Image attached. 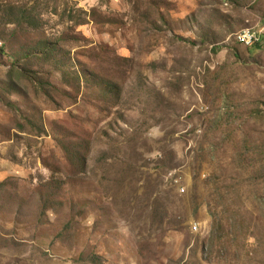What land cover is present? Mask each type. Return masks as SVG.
<instances>
[{"label":"rangeland","instance_id":"obj_1","mask_svg":"<svg viewBox=\"0 0 264 264\" xmlns=\"http://www.w3.org/2000/svg\"><path fill=\"white\" fill-rule=\"evenodd\" d=\"M0 264H264V0H0Z\"/></svg>","mask_w":264,"mask_h":264},{"label":"trees","instance_id":"obj_2","mask_svg":"<svg viewBox=\"0 0 264 264\" xmlns=\"http://www.w3.org/2000/svg\"><path fill=\"white\" fill-rule=\"evenodd\" d=\"M100 1L102 2V0ZM37 11L38 10L34 5H26L22 8H18L17 6L13 5H8L5 6V8L3 9V12L8 13L9 16H12V19L15 21L11 23H13L14 25L26 23L28 28L37 27V22L41 21L42 14H39V12ZM40 49L45 53H52L55 48H52L48 45H44L42 47H39L38 49L36 48L35 51ZM29 53H32V55H34V50H31Z\"/></svg>","mask_w":264,"mask_h":264},{"label":"bare ground","instance_id":"obj_3","mask_svg":"<svg viewBox=\"0 0 264 264\" xmlns=\"http://www.w3.org/2000/svg\"><path fill=\"white\" fill-rule=\"evenodd\" d=\"M251 35V43L254 39V34L250 31V30H243L242 32H240L238 34V36H236V40L240 45H244V42H241L244 38L248 37ZM250 43V44H251Z\"/></svg>","mask_w":264,"mask_h":264},{"label":"built area","instance_id":"obj_4","mask_svg":"<svg viewBox=\"0 0 264 264\" xmlns=\"http://www.w3.org/2000/svg\"><path fill=\"white\" fill-rule=\"evenodd\" d=\"M241 42H244V46H250V43H251V35L244 38ZM193 230L196 231L197 230V227H193Z\"/></svg>","mask_w":264,"mask_h":264}]
</instances>
